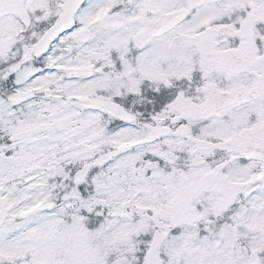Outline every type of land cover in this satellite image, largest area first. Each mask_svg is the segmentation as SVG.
Listing matches in <instances>:
<instances>
[{
    "label": "snow or ice",
    "instance_id": "1",
    "mask_svg": "<svg viewBox=\"0 0 264 264\" xmlns=\"http://www.w3.org/2000/svg\"><path fill=\"white\" fill-rule=\"evenodd\" d=\"M0 264H264V0H0Z\"/></svg>",
    "mask_w": 264,
    "mask_h": 264
}]
</instances>
